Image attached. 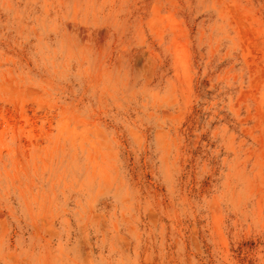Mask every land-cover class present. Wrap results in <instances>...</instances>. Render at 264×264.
Wrapping results in <instances>:
<instances>
[{"label": "rangeland", "instance_id": "374dc122", "mask_svg": "<svg viewBox=\"0 0 264 264\" xmlns=\"http://www.w3.org/2000/svg\"><path fill=\"white\" fill-rule=\"evenodd\" d=\"M0 264H264V0H0Z\"/></svg>", "mask_w": 264, "mask_h": 264}]
</instances>
